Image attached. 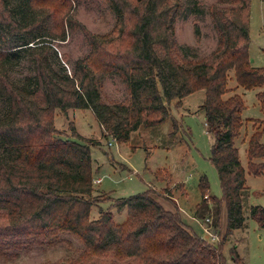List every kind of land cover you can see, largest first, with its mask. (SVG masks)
Wrapping results in <instances>:
<instances>
[{"label":"trees","instance_id":"16d2710c","mask_svg":"<svg viewBox=\"0 0 264 264\" xmlns=\"http://www.w3.org/2000/svg\"><path fill=\"white\" fill-rule=\"evenodd\" d=\"M103 1L115 23L100 35L87 31L68 12L57 17L53 0H0V256L69 233L83 250L72 262L55 264H225L222 242L214 245L196 235L177 209L164 208L150 189L115 199L111 207L126 209L122 223L103 209L91 219L90 152L95 144L80 136L62 138L54 126V111L88 109L105 135L120 144L140 127L158 126L169 117L175 132L178 122L170 114V102L179 106L186 96L203 90L200 108L207 130L215 135L210 161L221 198L209 196L208 181L201 176L200 207L208 210L207 203L214 202L217 224L223 204L226 235L240 229L246 172L264 176L260 129L247 141L246 170L241 165L234 140L245 105L228 87L233 74L235 88L261 89L256 98L264 107V68L252 66L248 56L250 0H216L206 7L217 46L201 59H190L175 40L183 0ZM76 28L89 49L64 67L51 42L65 40ZM126 38L129 45L121 49ZM23 52L31 72L20 84L10 71ZM109 77L125 86L126 101L102 99ZM249 216L264 229V206H252Z\"/></svg>","mask_w":264,"mask_h":264},{"label":"rangeland","instance_id":"374dc122","mask_svg":"<svg viewBox=\"0 0 264 264\" xmlns=\"http://www.w3.org/2000/svg\"><path fill=\"white\" fill-rule=\"evenodd\" d=\"M53 1L57 17L68 12L93 34H106L114 26V15L103 0ZM215 1L183 0L184 11L175 21L174 32L177 45L190 59L206 58L216 49L217 36L206 12V7ZM51 43L62 59L60 65L64 67H69L72 61L84 56L89 49L79 28L68 31L65 40ZM128 45L126 38L120 48ZM114 48L117 49L118 45ZM248 56L252 66L264 68V0H250ZM54 65L57 67V64ZM30 72L29 56L23 52L12 63L10 76L21 84ZM228 87L244 100L243 124L234 146L246 170L247 141L256 129L262 130L260 141L264 145V107L259 105L256 98V93L261 89L235 88L233 74H229ZM101 96L108 103L123 102L127 100L128 93L117 77H109L103 82ZM203 101L204 91L200 90L186 96L179 106L174 105L175 101L170 102V114L178 122L175 132L169 117L158 126L140 127L126 143L118 144L110 135H105L88 109H68L65 112L55 109L54 126L62 133V138L75 140L76 136H80L95 144L90 152L95 203L90 210L91 219L97 218L98 211L103 209L110 210L115 223H122L126 218V209L117 212L115 207H111L115 199L150 189L153 198L164 208L172 211L176 208L181 221L196 235L214 245L221 241L225 264H264V229L249 216L252 206H264L263 175L254 176L246 172L247 188L241 196L244 223L240 229L226 235L227 218L223 204L217 224H214V202L207 203L208 210L200 207L198 182L201 176L208 181L209 196L221 198L218 174L210 161L215 135L207 130L204 123L200 108ZM99 179L101 181L98 183ZM201 211L204 212L203 216ZM82 250L83 244L75 236L59 233L42 244L26 246L0 256V264L72 262Z\"/></svg>","mask_w":264,"mask_h":264},{"label":"built area","instance_id":"2783aa9c","mask_svg":"<svg viewBox=\"0 0 264 264\" xmlns=\"http://www.w3.org/2000/svg\"><path fill=\"white\" fill-rule=\"evenodd\" d=\"M109 145H111V144L109 143ZM97 182L99 183V182H100V179H99V180H97ZM205 231H206V229H205Z\"/></svg>","mask_w":264,"mask_h":264},{"label":"crops","instance_id":"0c3cea01","mask_svg":"<svg viewBox=\"0 0 264 264\" xmlns=\"http://www.w3.org/2000/svg\"><path fill=\"white\" fill-rule=\"evenodd\" d=\"M98 123V122H97ZM100 181H101V179H100ZM245 184H246V181H245ZM166 209H168V208H166ZM202 226L204 227V225L202 224Z\"/></svg>","mask_w":264,"mask_h":264}]
</instances>
